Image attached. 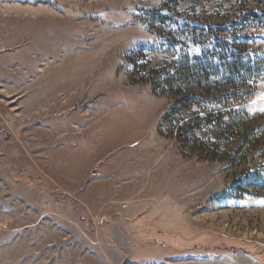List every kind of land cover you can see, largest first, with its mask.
Listing matches in <instances>:
<instances>
[{"label": "rangeland", "instance_id": "obj_1", "mask_svg": "<svg viewBox=\"0 0 264 264\" xmlns=\"http://www.w3.org/2000/svg\"><path fill=\"white\" fill-rule=\"evenodd\" d=\"M229 32L264 0H0V264H264V80L258 140L165 119Z\"/></svg>", "mask_w": 264, "mask_h": 264}, {"label": "trees", "instance_id": "obj_2", "mask_svg": "<svg viewBox=\"0 0 264 264\" xmlns=\"http://www.w3.org/2000/svg\"><path fill=\"white\" fill-rule=\"evenodd\" d=\"M228 34L231 36L218 40L224 55L215 53L206 61L199 60L198 64L179 71L176 80L195 88L193 93L179 99L189 108V114L175 115L179 111L174 107L165 115L166 120L174 116L179 136L190 127L194 136L217 134L224 139L230 137L232 143L240 145L260 138L255 127L245 122L241 108L253 100L258 84L264 80V54L236 52L228 39L232 32Z\"/></svg>", "mask_w": 264, "mask_h": 264}]
</instances>
